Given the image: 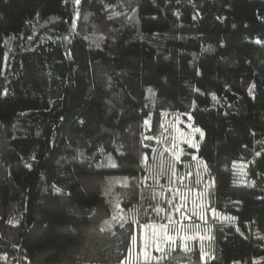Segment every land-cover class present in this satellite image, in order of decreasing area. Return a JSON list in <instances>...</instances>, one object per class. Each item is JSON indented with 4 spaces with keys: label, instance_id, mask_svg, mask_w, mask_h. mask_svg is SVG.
I'll use <instances>...</instances> for the list:
<instances>
[{
    "label": "trees",
    "instance_id": "trees-1",
    "mask_svg": "<svg viewBox=\"0 0 264 264\" xmlns=\"http://www.w3.org/2000/svg\"><path fill=\"white\" fill-rule=\"evenodd\" d=\"M172 115L224 220L135 264H264V0H0V264H125Z\"/></svg>",
    "mask_w": 264,
    "mask_h": 264
},
{
    "label": "rangeland",
    "instance_id": "rangeland-1",
    "mask_svg": "<svg viewBox=\"0 0 264 264\" xmlns=\"http://www.w3.org/2000/svg\"><path fill=\"white\" fill-rule=\"evenodd\" d=\"M149 126V125H148ZM190 116H164L158 141V162L166 164L164 170L152 172V186L166 181L165 191L170 200V212L165 224L142 227L133 241V247L125 264H135L138 257L151 259L154 253L180 245L200 247L202 258L211 256L212 226L210 219L224 220L209 207L206 189L209 182L206 168L186 147L196 149L203 134L195 131ZM163 145V146H162ZM189 155V159L186 156Z\"/></svg>",
    "mask_w": 264,
    "mask_h": 264
},
{
    "label": "snow or ice",
    "instance_id": "snow-or-ice-1",
    "mask_svg": "<svg viewBox=\"0 0 264 264\" xmlns=\"http://www.w3.org/2000/svg\"><path fill=\"white\" fill-rule=\"evenodd\" d=\"M76 2L77 3H79V0H76ZM258 43H259V41H257ZM195 131H198V132H200L201 130L200 129H196ZM203 133L201 132V135H202ZM57 191H59V189H57Z\"/></svg>",
    "mask_w": 264,
    "mask_h": 264
}]
</instances>
